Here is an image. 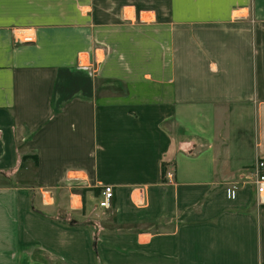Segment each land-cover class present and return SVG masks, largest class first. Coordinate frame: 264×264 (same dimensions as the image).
<instances>
[{"label":"crops","instance_id":"obj_1","mask_svg":"<svg viewBox=\"0 0 264 264\" xmlns=\"http://www.w3.org/2000/svg\"><path fill=\"white\" fill-rule=\"evenodd\" d=\"M258 159L264 0H0V264H264Z\"/></svg>","mask_w":264,"mask_h":264},{"label":"rangeland","instance_id":"obj_2","mask_svg":"<svg viewBox=\"0 0 264 264\" xmlns=\"http://www.w3.org/2000/svg\"><path fill=\"white\" fill-rule=\"evenodd\" d=\"M143 50L145 52H132V55H131V58H133L132 63L134 62L135 64H138L139 61H144L145 59H146L145 60L146 63H149L150 61H151V63L153 62L154 45H148ZM130 71L139 73V72H142L143 70H142V68L141 69L135 68V69H131ZM151 71L153 72V70H150V69L147 70L148 73L151 72ZM115 72L117 73L118 70H115ZM253 166H252V168H251V170L249 172V176H248L247 180H245L243 182L238 181L237 183H233L232 185H230L228 187L234 186V187L238 188L239 184L247 185L249 183V181L251 180V172L253 170ZM168 176L171 177L170 173L168 174ZM69 178H73V176H70ZM80 191H83V196L84 197L87 196V194H85L86 191H85L84 188L77 189V192H80ZM43 195L44 194H41L39 191L38 192L35 191L34 194H32V196H30V197L32 198V204L36 208L35 210H37V212L42 214V215H46L45 213L40 211L41 210L40 208L44 204H50L52 202V199L50 198V196L48 194L44 195V198H43ZM98 195H99V193H98ZM67 198L68 197L66 195V200H69V198L68 199ZM100 200H101V195H99L98 200H97V208H101L99 206ZM93 203H94V200L92 198L89 199V197H86V198L83 199V203H82L83 204V208L85 207L84 208L85 210H89V206L91 204H93ZM85 210L83 211V215H80V214L77 213V215H73L72 218H74L75 220H79V221H82L83 218L84 219H88L90 222H92V220H94V222H96V223L99 222V224L101 226H104V227H107V226L111 227L112 226V219H111V216H110L111 214H106L104 212H100V210H97V215L93 214L91 216V218L89 219V217H87V213L89 214V211H87V213H85ZM92 213H94V211ZM70 219H71V217L68 216L67 220H70Z\"/></svg>","mask_w":264,"mask_h":264},{"label":"built area","instance_id":"obj_3","mask_svg":"<svg viewBox=\"0 0 264 264\" xmlns=\"http://www.w3.org/2000/svg\"><path fill=\"white\" fill-rule=\"evenodd\" d=\"M14 38L19 42H33V38L23 37V40L14 36ZM80 61V59H78ZM85 70L88 69V66H81ZM250 186V189L253 191L256 201L259 205L264 206V160L258 159L253 166V170L251 172V180L247 184ZM238 189L237 187H228L225 190L226 198L228 200H234L237 196ZM101 200L99 202V206L101 208L107 209L111 205V201L113 199V191L109 186H102L101 189ZM44 198V195H43Z\"/></svg>","mask_w":264,"mask_h":264},{"label":"bare ground","instance_id":"obj_4","mask_svg":"<svg viewBox=\"0 0 264 264\" xmlns=\"http://www.w3.org/2000/svg\"><path fill=\"white\" fill-rule=\"evenodd\" d=\"M17 38L20 40H23V37H30L31 39L33 38L32 32L26 31V30H19L16 35ZM143 205V203H142Z\"/></svg>","mask_w":264,"mask_h":264},{"label":"trees","instance_id":"obj_5","mask_svg":"<svg viewBox=\"0 0 264 264\" xmlns=\"http://www.w3.org/2000/svg\"><path fill=\"white\" fill-rule=\"evenodd\" d=\"M34 161H35V163H36V160H34ZM161 171H162V175L164 176V175H165V167H164L163 165H162V170H161ZM163 176H162V177H163Z\"/></svg>","mask_w":264,"mask_h":264}]
</instances>
